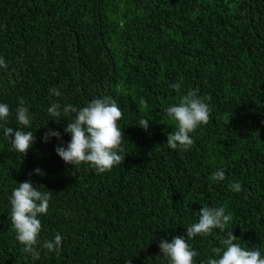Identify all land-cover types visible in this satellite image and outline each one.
I'll return each instance as SVG.
<instances>
[{"label":"trees","instance_id":"obj_1","mask_svg":"<svg viewBox=\"0 0 264 264\" xmlns=\"http://www.w3.org/2000/svg\"><path fill=\"white\" fill-rule=\"evenodd\" d=\"M0 57V103L11 112L0 121V264H169L160 241L185 235L203 206L232 220L188 241L194 264L215 258L228 231L264 255V0H0ZM190 90L211 98L210 121L190 134V150H173L165 109ZM105 95L123 113L124 164L105 173L66 164L55 148L70 141L75 114L57 122L47 109ZM21 99L36 137L26 156L3 134L23 128ZM49 129L61 138L44 142ZM218 169L225 180L211 179ZM27 180L51 192L40 239L60 233L59 255L38 246L33 259L16 239L9 198Z\"/></svg>","mask_w":264,"mask_h":264},{"label":"clouds","instance_id":"obj_2","mask_svg":"<svg viewBox=\"0 0 264 264\" xmlns=\"http://www.w3.org/2000/svg\"><path fill=\"white\" fill-rule=\"evenodd\" d=\"M0 67H7L2 57H0ZM170 87L179 92L181 84L174 83ZM50 94L59 97L61 92L57 88H52ZM210 99V97L199 96L198 90H190L181 96L178 104L170 105L165 109L166 114L176 123L177 127L175 132L167 133L166 142L169 148L175 150L179 147L185 151L191 149L195 141L190 134L195 132L200 125H206L210 121L211 108L208 103H205V100ZM141 104L147 107L146 102L141 101ZM47 111L57 122L61 120L62 113L75 114V118L64 128V132L71 136L70 141L66 147L57 146L55 148L66 164L74 167L82 163L89 164L97 173L110 172L113 167L124 164L128 152L122 147L125 135L118 124L123 113L115 99L105 95L91 100L83 107L67 104L62 109L59 103L54 102ZM10 115L9 105L0 103V121H6ZM15 116L23 128L4 127L3 134L11 138L14 150L26 156L28 150L36 142V137L33 131L24 130V128L31 129L32 117L22 99ZM149 120L148 117L141 118L138 124L147 130ZM50 137L59 139L61 133L49 129L43 137L44 142H48ZM34 172L44 175L40 168L34 169ZM211 179L223 181L226 179V174L218 169L212 174ZM229 188L234 192L242 190L240 183H232ZM50 199L51 192L38 190L31 180L20 182L9 198L16 239L24 246L23 251L31 254L33 259L40 257L38 246L50 252L54 251L57 255L60 254L63 242L60 233H57L53 240L41 241L40 239L42 223L39 217L47 215ZM231 220V213H226L224 207L203 206L200 209L198 222L187 226L185 235L175 236L171 241L161 240L160 251L169 260V264H194V258L198 253L188 241L197 236H209L214 229L224 232ZM236 239L233 231H228L226 238L220 240L221 247L211 248L215 258L209 257L207 264H264V255L259 249L244 248L239 243H234Z\"/></svg>","mask_w":264,"mask_h":264}]
</instances>
